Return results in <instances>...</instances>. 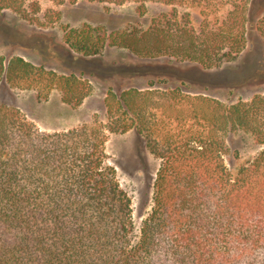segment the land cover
Wrapping results in <instances>:
<instances>
[{
    "label": "trees",
    "instance_id": "16d2710c",
    "mask_svg": "<svg viewBox=\"0 0 264 264\" xmlns=\"http://www.w3.org/2000/svg\"><path fill=\"white\" fill-rule=\"evenodd\" d=\"M62 1V0H60ZM76 3L78 0H69ZM172 6L147 28L108 32L84 25L65 29V44L90 57L107 47L141 59L175 58L203 69L234 61L246 49L252 0H88ZM27 0H0L41 27L61 18ZM230 6L211 25L212 11ZM200 8L199 28L178 7ZM183 20V21H181ZM264 44V16L255 26ZM33 91L40 102L57 91L80 107L93 85L82 74L59 73L22 56H0V86ZM184 84L170 89L110 88L107 121L63 132L42 131L19 109L0 105V264H264V94L227 104ZM154 111L168 118L159 120ZM134 130L163 162L154 207L132 242L131 199L116 170L105 166L110 135ZM250 133L263 147L234 177L224 155L229 132Z\"/></svg>",
    "mask_w": 264,
    "mask_h": 264
},
{
    "label": "rangeland",
    "instance_id": "374dc122",
    "mask_svg": "<svg viewBox=\"0 0 264 264\" xmlns=\"http://www.w3.org/2000/svg\"><path fill=\"white\" fill-rule=\"evenodd\" d=\"M34 2L40 5L38 17L41 21L48 11L59 12L60 20L41 27L11 10L0 12V56L8 59L23 56L59 73L82 74L93 85L92 94L78 108L64 104L57 91L48 101L40 102L33 91L1 85L0 105L19 109L42 131L63 132L83 124H105L107 114L104 100L110 88L121 92L131 87L145 89L151 82L159 89L184 84V89L189 93L210 95L227 104L264 94V44L255 28L257 20L264 16V0H252L249 6L250 26L245 51L234 61L208 70L169 57L141 59L127 49L113 47L87 57L65 44V29H80L84 25L104 27L108 32L136 25L147 28L154 17L169 12L172 6L150 2L146 14L140 16L134 2L115 5L88 0H78L76 3L69 0H27V8ZM178 10L180 18L184 13H189L190 23L199 28L204 19L200 8L178 7ZM229 10L230 6L222 5L212 11L208 17L211 25L223 20ZM154 113L159 120L169 121L160 112ZM226 146L225 163L234 177L263 149L245 131L229 132ZM105 152V166L116 170L120 187L131 199L130 237L135 242L154 207L156 178L163 162L149 151L146 141L134 130L123 135H110Z\"/></svg>",
    "mask_w": 264,
    "mask_h": 264
},
{
    "label": "crops",
    "instance_id": "0c3cea01",
    "mask_svg": "<svg viewBox=\"0 0 264 264\" xmlns=\"http://www.w3.org/2000/svg\"><path fill=\"white\" fill-rule=\"evenodd\" d=\"M23 57V56H22ZM26 59V58H25ZM53 93H55V91H53L52 93H51V95L53 94ZM51 95H50V97H51Z\"/></svg>",
    "mask_w": 264,
    "mask_h": 264
}]
</instances>
